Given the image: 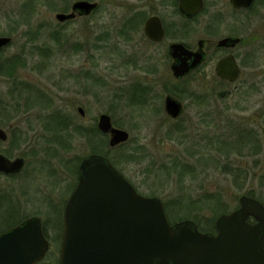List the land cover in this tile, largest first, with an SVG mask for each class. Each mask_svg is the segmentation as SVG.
I'll return each mask as SVG.
<instances>
[{
  "label": "rangeland",
  "instance_id": "obj_1",
  "mask_svg": "<svg viewBox=\"0 0 264 264\" xmlns=\"http://www.w3.org/2000/svg\"><path fill=\"white\" fill-rule=\"evenodd\" d=\"M95 1L104 8L102 0ZM56 6V0H0L1 26L7 25L11 17H19L23 10V18L29 20L33 28L45 26L38 35L50 47V53L45 54L42 63L29 61L28 66L18 69V83H25L52 102L51 107L29 104V109L18 113V119L25 120L21 129L26 131L27 123L31 122L35 127H29L27 132L33 129L35 135L44 138L42 142L47 150L32 159L25 172L11 183L15 190L25 191L24 195L15 192L23 217L35 212L47 217L55 212L54 216L61 217L65 199L76 184L78 164L93 153V149L98 154L107 151L115 160V167L141 194L161 199L167 205L168 210L166 206L164 209L170 222L182 219L195 222V216L201 229H207L214 226L213 222L220 214L236 209L242 194L251 192L264 203V7L257 6V15L252 16L246 27L238 28L240 23H234L241 16L225 17L224 28L235 25L239 33L253 36L250 46L238 49L242 55L251 53L253 60L247 64V59H243L241 74L234 83L220 84L209 65L205 67V76H197L201 79L191 82V89L204 92L203 109L210 112L199 127L184 128L185 136L184 133L179 135L184 140L181 142L175 132L168 131L170 125L158 124L157 102L149 99L144 104L139 98L131 103L128 92L120 91L122 86L144 87L145 84L158 90L160 86L154 81L166 72V67L157 65L156 74L151 77L148 72L152 65L142 64L137 68L109 65L106 59L110 54L96 39L100 34L99 27L89 35L82 27L85 21L78 20L72 28L78 30L80 38L89 37L94 42L93 65L90 66L93 75L86 78L80 74L86 67L85 56L73 55L69 50L56 53L47 37L55 24ZM101 15L96 17L99 25L103 24ZM77 58H82L81 62ZM9 85L7 79L0 78V99H11L10 92H1ZM221 92L224 93L220 95ZM77 106L84 107V118L79 116ZM57 107L61 117L68 116L67 121H73V124L66 127V132L58 133L63 143L60 140L53 144L52 131L41 125L47 123ZM197 108L191 107L190 103L189 111ZM101 113L108 114L115 127L129 133L126 142L110 147L107 137L95 135L89 139L81 133V129L90 126L89 118L96 122ZM132 151L137 152V159L126 160ZM174 161H178L182 175L178 171L169 174L163 168V165H173ZM206 201L209 204H205ZM47 229L49 233L54 232L50 225Z\"/></svg>",
  "mask_w": 264,
  "mask_h": 264
},
{
  "label": "flooded vegetation",
  "instance_id": "obj_2",
  "mask_svg": "<svg viewBox=\"0 0 264 264\" xmlns=\"http://www.w3.org/2000/svg\"><path fill=\"white\" fill-rule=\"evenodd\" d=\"M79 1L96 3V7L90 11L73 8ZM56 4L53 14L55 24L52 29H49L50 33L47 37L52 41L56 53L62 54L69 50L73 55L85 56L86 67L79 73L86 78H91L93 75L90 66L93 65L94 42L89 37L80 38L78 30L72 28L78 20L85 21L82 27L89 35H92L93 30L99 27L100 34L96 36V39L104 48H107L110 56L107 57L106 62L109 65H133L135 68L142 64L152 65L148 72L151 77L156 74L157 65L166 67V72L154 81L160 88L154 90L153 85L145 84L139 98L144 104L149 102V99L157 102L155 112L159 115L156 116L158 124L170 125L168 129L170 133L175 132L178 136H182L184 128L199 127L198 125L203 124L209 115L210 111L204 110L202 105L205 100L204 92H195L194 87L191 89L190 86L191 82L198 81V77L205 76V67L210 66L220 84H228L234 83L239 77L235 81H229L216 74V64L222 58L233 56L240 69L239 76L243 59H247V64L252 62L251 53L246 52L242 55L238 49L241 46L251 45L253 36L239 33L238 28L250 24L252 16L257 15V6L264 7V0H252L248 6H234L231 0H201L200 8L192 14L187 13L189 0H102L104 7L102 9L100 2L95 0H56ZM26 7L30 9L28 4ZM101 13L103 24L99 25L96 17ZM19 14L21 15L17 18L9 17L8 24L4 27L0 25V38L7 39L5 43L0 44V78L4 81L7 79L10 83L9 88L1 92H10L11 96L9 101L0 99V160L12 162L22 159L23 161L22 168L18 171L0 169V234L31 217H37L48 247L43 258L33 264H60L64 206L77 184L78 168L76 184L65 199L59 218L54 216L55 212L48 217L39 216L38 212L23 217L24 214L18 210L20 199L15 198L17 196L15 192L24 195L25 191L15 190L11 185L13 180L25 172L32 159L40 157L47 151L45 143L42 142L44 138L35 135L33 129L27 132L29 127H35L31 125V122H26L28 124L26 131L21 129L25 120H19L18 113L29 109V104L52 106L50 100L37 93L39 91L30 89L25 86V83L17 81L20 80L18 78L20 67L28 66L29 61L39 65L45 59V54L50 53V47L46 42L41 41L38 35L45 26L33 28L29 25V20L26 21L23 18V10ZM57 15H69V17L58 18ZM236 16L242 17L234 21L235 24L240 23V26L237 28L232 25L228 29L224 28L225 17ZM224 39L228 40L221 43ZM195 53L201 55L200 60L197 61L194 57ZM77 60L81 62L82 58ZM176 66H185L184 72L179 76L175 75ZM134 87L122 86L120 91L130 92ZM223 93L221 92L220 95ZM168 96L181 105L177 116H172L166 111L165 102ZM190 103L191 107L198 106V108L189 111ZM76 110L80 117L86 116L83 106H77ZM99 116L100 114L98 118ZM67 117H61L58 108L48 117L47 123L41 125L42 128L52 131L53 144L60 143L61 138L58 134L61 132L60 128L73 124V121H67ZM98 118L96 122H93L92 117L89 118L91 124L86 127L96 128L103 137H107L109 145V135L98 128ZM37 121L39 122L38 119ZM31 131L34 133L32 136L29 135ZM90 137H93V134ZM180 141L184 140L180 137ZM118 171L121 172L119 169ZM121 174L128 180L122 172ZM128 181L133 185L130 180ZM133 187L137 190L134 185ZM20 193L17 194L20 195ZM249 221L253 222V219L250 218ZM47 225L53 227V233L48 232Z\"/></svg>",
  "mask_w": 264,
  "mask_h": 264
},
{
  "label": "water",
  "instance_id": "obj_3",
  "mask_svg": "<svg viewBox=\"0 0 264 264\" xmlns=\"http://www.w3.org/2000/svg\"><path fill=\"white\" fill-rule=\"evenodd\" d=\"M189 2L187 13L200 8L201 0ZM231 2L248 6L252 0ZM95 7L96 3L85 1L73 6L87 11ZM6 41L0 38V44ZM194 57L201 59L198 53ZM183 67H175L176 76ZM215 71L229 81L240 73L231 55L222 58ZM180 107L174 98H166L165 108L172 116ZM98 128L109 135L110 147L129 139V133L115 127L106 113L100 114ZM22 164V159L0 160V169L18 171ZM238 203L215 219V232L201 231L191 219L171 223L161 199L137 192L104 155L88 154L79 164L77 184L64 206L60 264H264V204L247 194L240 195ZM47 247L39 218L31 217L0 234V264H33Z\"/></svg>",
  "mask_w": 264,
  "mask_h": 264
},
{
  "label": "trees",
  "instance_id": "obj_4",
  "mask_svg": "<svg viewBox=\"0 0 264 264\" xmlns=\"http://www.w3.org/2000/svg\"><path fill=\"white\" fill-rule=\"evenodd\" d=\"M143 90H144L143 87L135 86L130 92H128V98H129V101H131V103L136 102V101L139 99V97L141 96V92H142ZM60 129H61L62 132H66V131H67L66 126H62V128H60ZM81 130H82L81 133H83L84 135H87L89 139H90V136H91L92 134H93V136H95V135H98V133H99V131H98L96 128H94V129H92V128H88V129H81ZM90 132H92V134H91ZM99 137L102 138V134L99 133ZM249 140H250V139H249ZM61 142L63 143V139L61 140ZM237 149L240 150L241 148H237ZM92 152H93V153H97L98 151H96L95 149H93ZM136 153H137L136 151H132V152H130V154H127L126 160H136V159H137V157H135ZM100 154H103V155L107 156V157L110 159L111 163H112L114 166H116V162H115V160L112 159V158L109 156V154L107 153V151H105V152H101ZM182 166H185V165L182 164ZM163 168H165V169L167 170V172H169V174H171L172 172H177V171L181 174L180 169L178 168V161H174L173 165H171V166H169V167L163 165ZM181 175H182V174H181ZM246 194L249 195V196L254 197V194L251 193V192H247ZM174 202H176V201H174ZM204 203H205V204H209V201H206V202H204ZM198 204H199V203H198ZM263 204H264V203H263ZM165 206H166V208H165ZM164 208L168 210L167 205H166L165 203H164ZM199 208H202V207L199 206ZM223 211H224V210H223ZM193 219L195 220V222H196V224H197V226H198V228H199L200 230L205 231V232H214V230H215V222H213V223H214V226L212 225L210 228H207V229H201L202 226H201V224H199V222L197 221V219H196L195 216L193 217Z\"/></svg>",
  "mask_w": 264,
  "mask_h": 264
}]
</instances>
